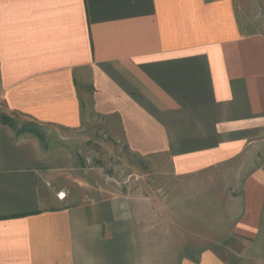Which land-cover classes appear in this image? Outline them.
<instances>
[{"label": "crops", "instance_id": "obj_1", "mask_svg": "<svg viewBox=\"0 0 264 264\" xmlns=\"http://www.w3.org/2000/svg\"><path fill=\"white\" fill-rule=\"evenodd\" d=\"M251 21L234 0H0V264H264ZM92 121L167 194L83 178L62 137Z\"/></svg>", "mask_w": 264, "mask_h": 264}, {"label": "rangeland", "instance_id": "obj_2", "mask_svg": "<svg viewBox=\"0 0 264 264\" xmlns=\"http://www.w3.org/2000/svg\"><path fill=\"white\" fill-rule=\"evenodd\" d=\"M234 3L240 21L243 15L250 17V23L264 34V0H234ZM12 122L16 127L26 124L20 117H14ZM62 143V148L76 154L80 167L86 169L83 178L112 194L129 190L136 193L152 191L154 194L159 190L161 196L167 194L166 173L155 171L148 162L132 155L123 141H115L98 121L87 122L80 131L64 135ZM224 255L230 260L229 252ZM247 255L239 253L243 258L237 264H262V261L253 262L252 259L247 262Z\"/></svg>", "mask_w": 264, "mask_h": 264}, {"label": "built area", "instance_id": "obj_3", "mask_svg": "<svg viewBox=\"0 0 264 264\" xmlns=\"http://www.w3.org/2000/svg\"><path fill=\"white\" fill-rule=\"evenodd\" d=\"M47 186L49 187V185ZM68 195H69V191L67 189H63L55 193L56 199L60 202H65L68 198Z\"/></svg>", "mask_w": 264, "mask_h": 264}, {"label": "trees", "instance_id": "obj_4", "mask_svg": "<svg viewBox=\"0 0 264 264\" xmlns=\"http://www.w3.org/2000/svg\"><path fill=\"white\" fill-rule=\"evenodd\" d=\"M1 121L11 125V120H9V119H7V118H5L3 116L1 117Z\"/></svg>", "mask_w": 264, "mask_h": 264}]
</instances>
